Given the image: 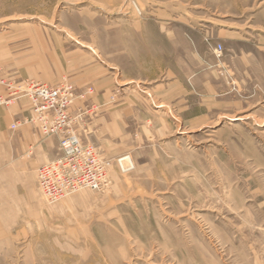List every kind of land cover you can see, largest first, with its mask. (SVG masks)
Returning <instances> with one entry per match:
<instances>
[{"label": "rangeland", "instance_id": "rangeland-1", "mask_svg": "<svg viewBox=\"0 0 264 264\" xmlns=\"http://www.w3.org/2000/svg\"><path fill=\"white\" fill-rule=\"evenodd\" d=\"M207 2L264 53V0ZM140 7L134 0H0L5 80L51 81L58 66L94 64L114 77V98L132 106L126 127L135 140L126 173L119 156L97 145L115 159L106 189L49 203L38 185L42 164L25 163L40 156L39 140L19 139L30 127L40 138L57 137L58 145L59 137L43 136L31 113L14 115L21 99L32 108L27 97L0 105L11 140L26 151L14 195L0 197V264H264V92L239 91L223 61L233 44L222 43V63L216 60L225 96L192 93L187 108L154 106L156 83L169 80L170 50L157 16ZM62 78L49 85L69 81ZM0 93L8 95L6 86ZM140 97L160 121L140 118Z\"/></svg>", "mask_w": 264, "mask_h": 264}, {"label": "crops", "instance_id": "crops-1", "mask_svg": "<svg viewBox=\"0 0 264 264\" xmlns=\"http://www.w3.org/2000/svg\"><path fill=\"white\" fill-rule=\"evenodd\" d=\"M134 3L141 6V11L152 12L157 16L159 33L166 38L170 50V63L165 74L169 80L167 83H156L152 100L154 106L158 101L187 108L188 97L192 93L202 100H217V97L227 94L226 77L221 75L224 71L217 64L207 39L212 44L223 43L226 47L233 44L232 51H226L223 61L226 69L228 67L233 71L239 91L251 92L253 97L264 92L263 51L246 43L242 31L234 29L223 17L215 14L207 0H134ZM159 52L158 49L157 55ZM69 66L76 69L68 71ZM69 66L63 67L67 68V72L58 66L54 72L56 77L51 81H36L56 84L64 77L74 85L78 94L86 93L84 98H77L71 108L74 116L81 115L75 124L79 136L88 143L102 147L109 157L127 154L135 146L134 137L126 127L132 106L126 100L114 98V77L96 65H87L82 61ZM148 101L140 97V118L148 115L153 123L160 121V115L150 111ZM31 109L21 99L12 110L14 115L29 117ZM1 118L0 125L4 124V129L0 131V197H10L23 178V164L17 161L18 157L26 156V151L23 142L20 143L21 147H17L16 136L11 140L6 129L8 121L5 117ZM39 138V133L30 127L22 132V138L19 139L28 144L34 139L39 140L35 149L40 156L35 159L27 157L25 163L29 168L44 164L58 154L57 137Z\"/></svg>", "mask_w": 264, "mask_h": 264}, {"label": "built area", "instance_id": "built-area-1", "mask_svg": "<svg viewBox=\"0 0 264 264\" xmlns=\"http://www.w3.org/2000/svg\"><path fill=\"white\" fill-rule=\"evenodd\" d=\"M209 42V41H208ZM218 59L223 56L222 43L212 46ZM0 85L6 86L8 95L0 93V105L12 104L18 97L30 99L32 121L43 136L59 137L58 154L38 168V185L49 203H56L84 189L102 191L111 183L112 158L91 143L84 141L75 127L80 114L74 116L71 108L77 98L76 89L69 81L49 85L34 80L16 83L6 81L1 74ZM123 173L133 165L129 155L115 160Z\"/></svg>", "mask_w": 264, "mask_h": 264}, {"label": "bare ground", "instance_id": "bare-ground-1", "mask_svg": "<svg viewBox=\"0 0 264 264\" xmlns=\"http://www.w3.org/2000/svg\"><path fill=\"white\" fill-rule=\"evenodd\" d=\"M217 44H218V43L214 44V46L217 45ZM212 50H213V48H212ZM213 53H214V50H213ZM214 55H215V53H214ZM215 57H216V55H215ZM222 57H223V56H222ZM222 57L219 59L220 62L218 61V63H220V64L222 63V62H221ZM216 59H217V57H216ZM91 144H93V143H91ZM93 145H94V144H93ZM97 147H98V146H97ZM125 155H129V154H125ZM129 157H130V162H131V164H132L133 167H134V163H133V160H132L131 155H129ZM49 161H50V160H49ZM47 162H48V161H47ZM42 165H43V164H42Z\"/></svg>", "mask_w": 264, "mask_h": 264}]
</instances>
